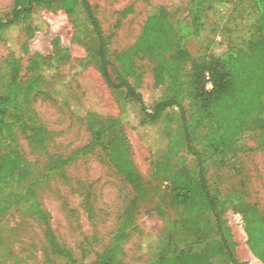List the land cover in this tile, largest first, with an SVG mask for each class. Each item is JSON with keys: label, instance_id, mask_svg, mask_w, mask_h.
Masks as SVG:
<instances>
[{"label": "rangeland", "instance_id": "1", "mask_svg": "<svg viewBox=\"0 0 264 264\" xmlns=\"http://www.w3.org/2000/svg\"><path fill=\"white\" fill-rule=\"evenodd\" d=\"M94 8L102 30L109 37L111 52L118 53L131 47L145 23L148 11L163 7L172 23L171 36L178 33L177 22L189 23L192 13L189 0H88ZM227 10L206 8L204 30L198 37H189L184 45L191 54V61H202L212 43L220 47L234 44L245 49L255 30L258 13L249 0H230ZM13 0H0V15L5 16ZM34 27L27 37L22 26L12 33L10 41L0 43V93L9 79L10 58L20 55V78L23 81L36 75L26 70L31 56L38 53L51 62L38 91L24 104L23 114L47 132L43 145H33L26 133L14 126L13 138L0 134V155L16 147L22 154L28 170L25 180L11 179L8 185L0 184V203L4 211L0 216V264H65V259L51 253L45 238V225L31 209L36 203L47 214L59 242L69 248L78 259L77 264H92L97 253L112 241L120 217L134 197L133 189L125 182L103 155L97 152L79 153L64 168L49 171L51 158H66L90 140L85 123L73 109L92 112L102 118L118 117L124 105L125 90L108 87L102 79L93 49L96 38L86 26V19L79 10L67 15L58 1L49 7L35 8ZM54 39L63 53L55 61ZM26 48V49H25ZM12 49L15 51L13 52ZM53 59V60H51ZM137 73L141 75V92L149 103L158 101V88L153 83L154 62L141 54L134 56ZM190 62L185 70L190 68ZM116 76L117 67H110ZM57 82L68 95V105L50 95V88ZM264 103V98H263ZM75 107V108H74ZM124 134L130 146V156L140 173L148 195L139 199L133 213L129 237L122 244L116 264H155L163 245L184 248L195 241L202 248L215 237L212 215L196 209L189 216L183 209L162 206L155 187L162 188L168 170H174L176 160L157 168L149 149L137 130L136 124L126 122ZM246 148L224 158V163L208 167L211 191L221 197L233 191H242L245 199L255 204L264 215V112L254 125H249L238 137ZM186 164L195 169L193 158L183 154ZM87 190L93 205L92 213L84 208ZM223 217L236 243V256L246 264H263L247 245V235L241 214L230 204L222 209ZM194 222L203 230L194 234L182 225ZM205 237V238H204ZM204 238V240H202ZM219 264V263H214Z\"/></svg>", "mask_w": 264, "mask_h": 264}, {"label": "trees", "instance_id": "2", "mask_svg": "<svg viewBox=\"0 0 264 264\" xmlns=\"http://www.w3.org/2000/svg\"><path fill=\"white\" fill-rule=\"evenodd\" d=\"M55 1L69 16L77 10L84 14L86 26L97 41L93 54L102 79L108 87L125 90L124 105L118 117L102 118L83 108L78 111L72 107L85 123L90 140L69 157L51 158L48 168L56 171L79 153L97 152L135 193L120 217L112 241L96 254L92 264H116L122 244L130 235L136 204L149 193L130 156V146L123 130L126 122L136 124L157 168L171 160L177 161L174 170H168L165 176L167 184L154 189V195H159V208L183 209L189 216H198L194 211L202 209L212 215L214 224L215 237L210 239V233H207V242L202 248H196L201 244L198 241L184 248L171 247L167 242L161 247L155 264H246L236 256V243L222 214L227 204L241 214L247 245L264 264V215L255 204L245 199L242 191L236 190L221 197L217 190L211 191L208 183V167L223 164L225 157L245 150L239 145L238 137L246 127L256 124L264 112V0H249L257 10L258 19L245 49L236 48L232 43L220 47L214 42L202 61H191V54L183 42L189 37H198L204 30L206 8L227 10L230 0H189L191 21L177 22L175 38L171 36L172 23L167 11L163 7L150 8L134 44L118 53L111 52L109 37L103 32L88 0H13L11 10L5 16L0 15V43L13 39L11 34L18 31V26H22L27 37H31L35 31V8L49 7ZM53 43L55 56L52 58L57 61L63 51L58 39ZM14 54L9 62L8 82L0 93V134L13 138L14 126L18 125L31 144L41 146L47 132L29 123L23 110L44 77L49 76L47 66L51 62L49 56L42 57L38 53L31 56L26 70L36 77L23 81L20 78V55H16V51ZM136 54L154 62L153 83L160 94L156 103H148L141 92V75L134 62ZM189 62L190 68L186 71ZM115 65L117 72L113 77L110 67ZM60 83L51 86L49 94L68 105L67 92L58 86ZM184 153L193 158L195 169L186 164ZM27 174L22 154L16 147L0 155V184L8 185L13 178L22 182ZM82 193L86 195L84 208L90 215L93 205L87 190L83 189ZM31 209L45 225V238L51 253L65 259V264H77L73 252L57 239L47 214L36 203L31 204ZM3 211L0 203V216ZM182 225L194 234L203 230L196 222L192 226L183 222Z\"/></svg>", "mask_w": 264, "mask_h": 264}]
</instances>
